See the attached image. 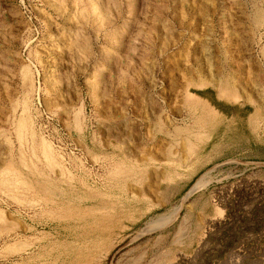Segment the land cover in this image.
Here are the masks:
<instances>
[{
    "label": "rangeland",
    "instance_id": "rangeland-1",
    "mask_svg": "<svg viewBox=\"0 0 264 264\" xmlns=\"http://www.w3.org/2000/svg\"><path fill=\"white\" fill-rule=\"evenodd\" d=\"M0 264H264V0H0Z\"/></svg>",
    "mask_w": 264,
    "mask_h": 264
},
{
    "label": "bare ground",
    "instance_id": "bare-ground-1",
    "mask_svg": "<svg viewBox=\"0 0 264 264\" xmlns=\"http://www.w3.org/2000/svg\"><path fill=\"white\" fill-rule=\"evenodd\" d=\"M203 85V84H202ZM202 85H200V86H202ZM229 89H230V87L226 84V85H221V96H227L228 95V91H229ZM197 118V117H196ZM206 121H208V118L207 117H203ZM200 121H201V119H200ZM28 118H24V119H21L20 121H19V124H18V135L20 136V138L28 131V129H29V124H28ZM202 122V121H201ZM196 127V126H195ZM202 127V126H201ZM200 128V127H199ZM190 131H191V129H190ZM200 131V130H199ZM182 133H184V134H186V138H185V141H186V143H187V150H188V154L189 155H192L193 153H194V151H195V145H193L192 143H191V141H190V139H195V140H197V141H201L202 140V138H203V136H204V134L202 133V132H198L197 134H191V133H189V131H186V130H184V131H181L180 129L178 130L177 129V131L175 132V134H174V139H177V138H179V136H180V134H182ZM32 135V134H31ZM27 137V136H26ZM27 140V139H26ZM180 140V139H179ZM179 143V142H178ZM43 144V143H42ZM43 147H45V145H42ZM42 147V148H43ZM47 147V146H46ZM44 149V148H43ZM46 149V148H45ZM44 149V150H45ZM44 150H43V153H45L44 152ZM46 151L48 152V150L46 149ZM45 153L46 154V158L47 159H49L50 161V164H51V161H52V159L50 158V157H52V156H50L48 153ZM51 153V152H50ZM170 153H173L172 152V150L170 151ZM195 154V153H194ZM173 155V154H172ZM48 161V160H47ZM53 162H55V161H53ZM49 164V165H50ZM52 164H54V163H52ZM53 166V165H52ZM8 174V173H7ZM4 177H5V175H4ZM12 178V177H11ZM18 178V177H17ZM6 179V178H5ZM15 179V178H14ZM10 180V179H9ZM17 179H15V181H16ZM19 181V180H18ZM8 180L6 179V180H2L1 179V185L2 186H4L5 188H6V186H7V188L6 189H8L9 190V188H10V190H12L11 188L12 187H14V186H16V185H14V186H12V182L10 183V185L12 186H10L9 184H8ZM20 182V181H19ZM21 183V182H20ZM16 188H17V186H16ZM15 189V188H14ZM25 189V188H24ZM18 190V189H17ZM14 191H16V190H14ZM24 248V245H21V244H19V245H15V246H10L8 249H7V251H9V252H12V253H14V252H18V251H20L21 252V250Z\"/></svg>",
    "mask_w": 264,
    "mask_h": 264
},
{
    "label": "crops",
    "instance_id": "crops-1",
    "mask_svg": "<svg viewBox=\"0 0 264 264\" xmlns=\"http://www.w3.org/2000/svg\"><path fill=\"white\" fill-rule=\"evenodd\" d=\"M173 149L174 151H176V147ZM167 151L168 150H166V153L164 155L152 156L151 158H149L150 162L147 165V169H150L151 166L153 167V169H150L151 170L150 174H162L163 178L165 177V174H176V152H173L172 150L173 153H170V151L167 153ZM222 217H223V213L221 211L220 217H211V218L205 217L204 218V225L202 227V236H201V239L196 244L195 248L193 249V253L195 252L199 243L202 241L203 236H204V231L206 227L208 226V224L212 222H219L222 220ZM182 257H186V256L183 255Z\"/></svg>",
    "mask_w": 264,
    "mask_h": 264
}]
</instances>
